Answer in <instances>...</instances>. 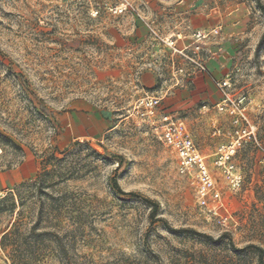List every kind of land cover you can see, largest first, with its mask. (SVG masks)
<instances>
[{"label":"rangeland","instance_id":"1","mask_svg":"<svg viewBox=\"0 0 264 264\" xmlns=\"http://www.w3.org/2000/svg\"><path fill=\"white\" fill-rule=\"evenodd\" d=\"M174 4L0 0V172L22 170L0 193V236L21 218V251L40 258L30 264H60L59 238L69 255L98 264H264V0H212L247 20L223 74L205 85L204 50L203 73L176 71L191 67L194 31ZM154 97L206 157L216 213L198 203L157 118L144 115ZM231 108L238 126L254 128L232 157L238 186L214 164L236 129ZM83 110L93 124L77 136L72 116ZM113 178L136 195L119 193ZM144 198L157 204L153 218ZM32 229L44 232L37 243ZM0 264H11L1 243Z\"/></svg>","mask_w":264,"mask_h":264},{"label":"built area","instance_id":"2","mask_svg":"<svg viewBox=\"0 0 264 264\" xmlns=\"http://www.w3.org/2000/svg\"><path fill=\"white\" fill-rule=\"evenodd\" d=\"M125 8L126 5H123V7L115 9L114 12L121 13ZM220 30L221 26H216L209 31H194L192 35L193 42L191 44L192 54L187 56L191 63V67L188 70H184L183 66H178L176 71L179 74L184 73L187 79H191L198 73H203L205 71V64L202 57V48L205 39L209 34H218ZM185 49L186 47L180 49L179 52L182 53ZM243 99L245 98L243 97L242 100ZM159 101L160 98L157 97L149 99L146 102L147 108L144 115H146L152 124H154L157 118L158 122L154 127L158 138L176 153L179 172L194 177L198 203L216 213L217 209L220 207L219 205H221L220 193L216 188L215 180L208 167L206 157L200 153L183 120L159 108ZM229 112L233 115V123L236 125V129L234 130L231 140L227 144L220 145L214 153V164L229 175L230 182L234 186H238L240 176L234 173L232 157L241 144V139L252 135L254 128L242 125L238 126L239 117L242 114H238L234 108H231Z\"/></svg>","mask_w":264,"mask_h":264},{"label":"crops","instance_id":"3","mask_svg":"<svg viewBox=\"0 0 264 264\" xmlns=\"http://www.w3.org/2000/svg\"><path fill=\"white\" fill-rule=\"evenodd\" d=\"M175 2L174 10L182 18L188 21L192 30L209 31L216 26H221L219 41L216 44L204 42L206 71L197 77L202 82L203 77H209L210 80H217L227 62L230 60V52L234 46L233 38L244 32L246 27V17L238 9L231 10L228 14L221 13L218 7H211L212 0H170ZM219 43V46L217 44ZM233 53V51L231 52ZM205 85V84H203ZM78 122V123H77ZM71 126H73L75 135L86 134L89 126L92 125L90 113L85 110L76 112L72 116ZM33 166L32 158H27L25 167L28 170ZM21 169H11L0 172V193L9 191L22 178Z\"/></svg>","mask_w":264,"mask_h":264},{"label":"trees","instance_id":"4","mask_svg":"<svg viewBox=\"0 0 264 264\" xmlns=\"http://www.w3.org/2000/svg\"><path fill=\"white\" fill-rule=\"evenodd\" d=\"M264 40V33L261 37V42ZM113 186L119 191V193L129 194V195H136L135 192H124L118 185L116 179H112ZM145 201L151 203V212L150 217L153 218L155 212L157 210V204L155 202H151L148 198H144ZM162 220V219H161ZM23 226V222L21 218H17L11 227L4 231L0 236V243L2 248L6 251L7 256L11 262V264H30L31 262L40 259L38 254H32L22 252V234L21 229ZM171 231H175L173 228H169ZM193 231V230H190ZM196 233V232H195ZM44 234V232H37L32 229L29 232L28 238L31 240V243H35L37 240V236ZM37 243V242H36ZM58 247L61 250L59 256L60 264H98L96 261L92 260L91 258H86L85 256H77V255H69L68 252L64 250L65 245L62 243L61 239L57 240ZM262 252V251H261ZM86 260V261H85ZM87 262V263H86ZM259 262L262 263V256L259 254Z\"/></svg>","mask_w":264,"mask_h":264}]
</instances>
